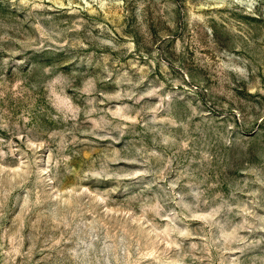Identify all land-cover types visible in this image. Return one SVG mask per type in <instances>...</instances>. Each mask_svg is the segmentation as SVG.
Masks as SVG:
<instances>
[{
  "label": "rangeland",
  "instance_id": "1",
  "mask_svg": "<svg viewBox=\"0 0 264 264\" xmlns=\"http://www.w3.org/2000/svg\"><path fill=\"white\" fill-rule=\"evenodd\" d=\"M0 264H264V0H0Z\"/></svg>",
  "mask_w": 264,
  "mask_h": 264
},
{
  "label": "bare ground",
  "instance_id": "2",
  "mask_svg": "<svg viewBox=\"0 0 264 264\" xmlns=\"http://www.w3.org/2000/svg\"><path fill=\"white\" fill-rule=\"evenodd\" d=\"M109 12L111 11V9L108 10Z\"/></svg>",
  "mask_w": 264,
  "mask_h": 264
}]
</instances>
